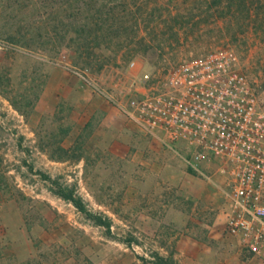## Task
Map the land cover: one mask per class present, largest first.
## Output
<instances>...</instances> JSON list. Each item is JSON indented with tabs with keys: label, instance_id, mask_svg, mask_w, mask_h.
Here are the masks:
<instances>
[{
	"label": "rangeland",
	"instance_id": "374dc122",
	"mask_svg": "<svg viewBox=\"0 0 264 264\" xmlns=\"http://www.w3.org/2000/svg\"><path fill=\"white\" fill-rule=\"evenodd\" d=\"M110 1L129 8L114 30H100L92 11L77 1L0 0V264H151L155 252L172 254L183 264L176 249L181 234L171 231L181 230L186 218L170 209L141 211L136 198L142 192L156 197L150 207L162 199L191 208L193 193L218 188L225 209L218 224L229 233V187L219 159L207 157L203 174L191 172L192 155L178 142L171 150L178 151L175 156L161 158L172 168L168 173L123 169L126 163L91 137L75 91L61 90V110L53 101L48 113L41 94L47 86L55 89L48 80L64 73L83 89L99 86L95 91L121 110L117 101L126 103L122 91L135 78L127 67L130 60L158 73L230 48L264 106L263 14L247 23L240 12L238 18L220 16L212 0ZM12 36L19 42H11ZM59 186L75 189L93 212L108 215L116 236L59 196ZM199 230L195 236L205 237Z\"/></svg>",
	"mask_w": 264,
	"mask_h": 264
},
{
	"label": "built area",
	"instance_id": "2783aa9c",
	"mask_svg": "<svg viewBox=\"0 0 264 264\" xmlns=\"http://www.w3.org/2000/svg\"><path fill=\"white\" fill-rule=\"evenodd\" d=\"M127 67L135 78L122 91L126 103L117 101L120 109L163 144L184 142L189 165L202 174L199 165L207 157L221 161L228 231L264 257V106L235 51L213 50L158 73L136 59Z\"/></svg>",
	"mask_w": 264,
	"mask_h": 264
},
{
	"label": "crops",
	"instance_id": "0c3cea01",
	"mask_svg": "<svg viewBox=\"0 0 264 264\" xmlns=\"http://www.w3.org/2000/svg\"><path fill=\"white\" fill-rule=\"evenodd\" d=\"M58 76L56 75L53 79H49L46 84L57 85L55 89L47 86L41 94V103L43 107L47 108V113L51 112L49 108L52 109L54 104L55 107H60V98L64 96L63 93L61 96V90H73V92H76L73 94L79 101L80 112L83 113V116L88 115L84 125L88 124L94 132L91 137L103 141H97V145L99 146L103 143V150L106 154H110L112 158L126 163L121 168L147 171L148 174L159 169L168 173L172 169L167 161H162V165L161 158L166 154L168 155V153L175 156L178 151H171L174 149V145H164L155 137L146 134L125 113L113 107L95 89L90 91L89 89H83V85L78 87L80 81L75 78H67L64 73L60 74L61 77ZM67 85L77 86L73 87L74 89H69ZM53 101L55 103L52 105ZM183 143L182 146H184ZM105 160L109 159L105 158ZM199 167L203 168L202 164ZM190 168L193 167L190 166ZM217 187L221 186L217 185ZM191 198L193 200L191 208L183 205H176L174 208L170 201L162 199L158 200L160 204L158 207H156L157 205L150 207L149 203H154L156 197L149 198V195L144 192L136 199L141 203V211H147L149 208L153 212L155 208L159 212L170 209L173 211V215L186 218L181 225V230L172 229L171 231V233L177 232L181 234L176 242V249L178 257H180V261L183 264H191L193 259L197 261V264H264L263 259H258L257 256L252 255L243 245L239 235L223 233L220 225L223 224V221L220 218L223 217L224 212L222 211L225 209L223 198L218 188L210 190L207 188L200 189L199 193H193ZM218 209L220 213H215L218 216L213 217L212 213ZM153 216H155L154 213ZM209 217H213V219ZM201 228L206 236H195L201 233L199 230ZM217 243L219 248L215 249L214 246Z\"/></svg>",
	"mask_w": 264,
	"mask_h": 264
},
{
	"label": "trees",
	"instance_id": "16d2710c",
	"mask_svg": "<svg viewBox=\"0 0 264 264\" xmlns=\"http://www.w3.org/2000/svg\"><path fill=\"white\" fill-rule=\"evenodd\" d=\"M72 1L80 2L81 7L85 11H92V15H90V17L92 18V21L96 22L100 30L105 28L114 30L116 29V27L118 28V26L122 24L121 20L122 17H124L126 10H129L128 7L121 8L122 5L117 4L118 1H110L111 3L108 4V0H68V3ZM134 1L137 2L138 0ZM223 2L224 0H212V3L214 4L213 7L216 9L215 12H218L219 14L222 13V15L220 16H228L231 19L234 17L238 18V13L240 12L241 14H243L242 17L244 22L247 21V23L250 22L256 16H260V14H263L264 16V0H226L225 4ZM37 4L38 3H36V5ZM135 4L136 3H134V5ZM211 9L212 6H210L209 10ZM81 27L83 28H81V30H78L84 32V26L82 25ZM53 29L55 31V25L53 26ZM78 30L76 31V33L81 35ZM40 32L41 31H38L37 35H39ZM8 38H10L9 40H11V42H19L18 39H15L13 36ZM190 171L193 172L194 169L190 168ZM45 177L50 178L46 175ZM54 183L57 182L54 181ZM55 192L65 200H68L69 202L73 203L93 223L105 227L109 235H111L112 237L116 236L112 233L111 230L113 223L112 219L104 213L93 212L88 207V203L85 201V199L79 193H77L75 189H66L59 186V189H57ZM128 242L129 244H131V241ZM152 256L153 259L148 261L151 264H178L172 254L165 256L162 255L160 252H155Z\"/></svg>",
	"mask_w": 264,
	"mask_h": 264
}]
</instances>
